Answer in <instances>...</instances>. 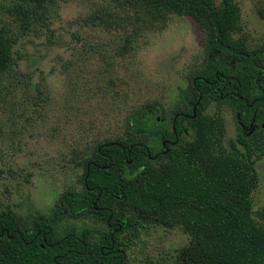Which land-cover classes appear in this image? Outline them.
Listing matches in <instances>:
<instances>
[{
    "label": "trees",
    "instance_id": "16d2710c",
    "mask_svg": "<svg viewBox=\"0 0 264 264\" xmlns=\"http://www.w3.org/2000/svg\"><path fill=\"white\" fill-rule=\"evenodd\" d=\"M60 1L0 0V90L19 76L15 46L49 29ZM105 2L91 19L123 32L119 56L145 31L185 16L205 35L203 67L172 107L148 103L120 138L98 143L83 161L81 189H65L49 215L21 220L0 209V264H129L133 245L157 228L190 240L142 264H264V206L254 211L251 197L264 157V38L250 45L241 34L235 0ZM258 16L264 21V9ZM211 102L233 111L234 138L206 112Z\"/></svg>",
    "mask_w": 264,
    "mask_h": 264
},
{
    "label": "rangeland",
    "instance_id": "374dc122",
    "mask_svg": "<svg viewBox=\"0 0 264 264\" xmlns=\"http://www.w3.org/2000/svg\"><path fill=\"white\" fill-rule=\"evenodd\" d=\"M235 2L241 34L255 45L264 38L258 16L264 0ZM105 8V0H62L49 29L22 37L14 48L19 76L0 90V209L21 220L49 215L65 189L80 190L83 161L94 147L120 138L144 105L172 107L203 67L205 35L190 17L171 16L119 56L123 32L91 19ZM206 112L218 113L227 137H235L228 106L211 102ZM255 169L254 211L264 206V157ZM189 240L177 228L150 229L133 245L129 264L168 259Z\"/></svg>",
    "mask_w": 264,
    "mask_h": 264
}]
</instances>
